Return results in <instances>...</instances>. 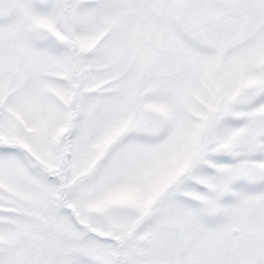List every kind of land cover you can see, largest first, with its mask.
<instances>
[{"label":"snow or ice","instance_id":"6c2138e0","mask_svg":"<svg viewBox=\"0 0 264 264\" xmlns=\"http://www.w3.org/2000/svg\"><path fill=\"white\" fill-rule=\"evenodd\" d=\"M0 264H264V0H0Z\"/></svg>","mask_w":264,"mask_h":264}]
</instances>
